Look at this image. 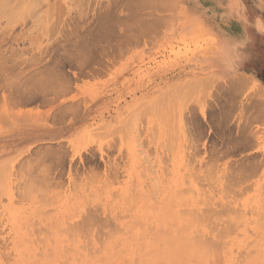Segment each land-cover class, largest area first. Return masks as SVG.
Instances as JSON below:
<instances>
[{
    "label": "rangeland",
    "instance_id": "obj_1",
    "mask_svg": "<svg viewBox=\"0 0 264 264\" xmlns=\"http://www.w3.org/2000/svg\"><path fill=\"white\" fill-rule=\"evenodd\" d=\"M6 1L10 2L7 4ZM126 2L127 0H121V6L113 8V0H0V8H3V10H1L2 8L0 9V64L2 63L3 65V67H0V70L3 68L0 72V169L2 167L3 169L1 170L4 171L3 173L0 170V264H47V262L48 264L59 262V264H66L63 263L66 260L68 264H77L76 261H79V264H121V262H124V264H143V262L144 264H165L166 261V264H212L211 262L213 261L216 262L213 264H220V260L218 261L217 258H222L221 262H224L221 264H252L253 261L254 264H264V243H261L263 241L262 237L264 238V218H262L264 217V208H262L264 207L262 206L264 205V106L262 107L264 104V50L258 53V60L248 54L246 62L237 73L225 74L213 59V49L219 33L210 32L206 28L181 34L179 39L172 37L170 40L165 41L163 46L148 47L143 45L144 42L140 41H136L138 46H116L117 39H120L122 44L123 40L128 38V32L124 30L127 28L125 26L128 23H122L128 20L126 14L129 12V8L125 6ZM243 2L244 4L240 0H229L230 8L237 11L240 17L247 19L246 37L252 34V41L259 47H263L264 34H261L258 28L264 25V0H244ZM107 9L108 12L106 11ZM110 9H113L112 12H109L111 11ZM133 10L134 12H140L142 9L132 8ZM109 13L115 14L110 16ZM117 13H119V17ZM108 15L110 18H108ZM112 15L114 16L112 17ZM112 18L115 21L118 20L119 24L122 23L119 27L124 34L120 32L113 36L105 31L106 25L109 24L108 26H110ZM103 19H106V22ZM102 28L105 29L103 30ZM250 30L252 33H250ZM101 33H104L103 37ZM235 37H239V35ZM95 41L97 42L95 43ZM87 44H90V46H86ZM81 60L82 65L79 63ZM57 72H59L60 76L56 74ZM48 74H52L51 76L56 78L55 80L49 77L48 80L52 78L53 87L55 86L56 91H58L56 93L59 94L60 90L59 95L53 93L50 89L52 88L50 81L45 80V78H48L46 76H50ZM239 77L245 80L244 85L241 87H237V84H234ZM32 78L37 79L38 83ZM62 79L63 81H61ZM28 81H31L32 84L30 85ZM56 81L59 82L57 83ZM40 83H42L41 87ZM45 83L50 87L48 86L47 88ZM28 85L29 87H27ZM59 86H62L64 90L60 89ZM234 86H236L235 89ZM29 89L31 92L39 93L38 96L34 93L35 96L31 98L33 93L29 92ZM41 89L42 91H40ZM61 90H63V94ZM48 91H52V94ZM23 96H28L31 99L27 98L28 101L26 100L25 102ZM44 99H47L46 102H44ZM22 100H24V103L21 102ZM29 100L32 102H29ZM60 100H62L61 103ZM59 103L64 105L66 110ZM73 104L80 108L79 112ZM66 105L69 107L70 105L71 107L74 106V109L72 107L74 111L70 107L69 111L71 110V112L69 113ZM60 108L63 109L61 110ZM56 118H61V121H59L60 119L56 120ZM53 119L56 121L53 122ZM120 119L121 121L119 122ZM135 122L139 127L137 124L135 125ZM118 124L121 127H118ZM139 128L140 136H138ZM144 139L145 142L143 141ZM144 153L146 154L145 157L148 155L150 159L151 157L153 158L150 160L147 157L152 164L150 163L147 166L149 162H146L147 159L144 161ZM160 156H163L164 160L166 158L167 162L164 163L165 161ZM155 160H157V163L153 164ZM189 161L190 164L188 163ZM192 162L194 163L191 164ZM211 162L216 163V166L214 164L210 165L212 164ZM160 163L164 164L160 165ZM155 165L156 167H153ZM246 165L248 169L252 168V171H250L252 175L249 174L251 177L247 174ZM195 167L197 168L194 169ZM143 169L144 171L146 170L145 174ZM154 170L157 172L155 175ZM209 170L211 172L212 170L213 172L215 171L216 175L213 174L215 177L209 173ZM245 170L247 171L245 172ZM203 171L205 172L204 174ZM185 173H190V175ZM192 173L194 176L196 174V177L199 176L202 181H205L203 183L199 182L198 177L195 181L194 179L196 178L191 176ZM179 174L180 176H178ZM185 175L191 176V180L186 177V179L183 178ZM240 175L242 178H238L241 177ZM141 176L143 177L141 178ZM150 176L153 178L150 179ZM29 179L31 180L30 184L37 179L33 184L39 183V186H43L45 191L40 190L37 184L39 188L33 185L37 188L36 191H31L32 185L29 184V186L27 184ZM160 179L163 184L160 181L158 182ZM184 179L188 180V184L186 181L184 182ZM236 179H240V181L234 184L233 181H236ZM154 181H156V187L153 186ZM79 183L83 184L84 187ZM148 183H150V186H148ZM194 183L195 185L193 186ZM201 183L205 184L204 188L209 196H205L206 192ZM45 184L49 186H47L49 189ZM26 185L30 187V189L26 188L28 191L30 190V194H28L29 192L26 193L27 190H24ZM232 185L234 186L233 188ZM122 187H124V190H122ZM174 187L176 192H172ZM186 187L189 189L188 192ZM227 187L229 190H227ZM181 188L184 192L181 190L183 193L180 191L181 195L179 194L178 196V190ZM154 189L156 190L154 191ZM198 190L201 191L199 192ZM260 191L262 192L260 193ZM112 192L117 194L114 198L111 194ZM185 192L188 193L187 197ZM124 193L127 194L125 195ZM89 194L90 197L88 196ZM120 195H123L125 199L123 200ZM134 196L137 198L134 200L137 209L136 206L132 208L131 201ZM205 197H207L208 206L214 207V202H220L223 206L227 203L231 209L229 210L226 204L224 215L220 214L221 217L219 214L214 216V212H219L218 209L222 208L219 203L220 205L215 207L217 209L212 208L213 213L211 212L212 214L209 216L211 210L206 205ZM89 198L90 201H87ZM85 199L86 202H89L87 206L90 207L85 205ZM110 199L113 200V204L111 202L110 206H108ZM127 199L129 204L126 201ZM33 201L37 203L34 202L33 204ZM95 202L101 203L96 204ZM191 202L195 205L193 206ZM95 205L97 206L95 207ZM40 206L41 208L43 206L41 213L37 211L38 213L36 212L37 215H35V207L36 210H40ZM23 207H25V211H23ZM94 207L95 210L98 208L99 211H93ZM182 207L187 211L186 213ZM85 208L88 210H85ZM176 208L177 210H175ZM234 209L240 210L239 213H245V215L242 213L245 217H242V222H240L242 224L237 227L238 229L232 224L235 222L232 214L235 212ZM83 210L87 212L86 216L82 214ZM118 210L124 213L122 219H120L121 217L119 218L121 215H116ZM154 210L157 211L155 212ZM173 210H175L174 213L172 212ZM201 210L208 214H206V218L207 216L212 218L214 214L212 220L208 218L206 223L204 218H201L205 223L203 225L202 221L197 222V219L200 218H196L197 214L200 213V216L204 213ZM225 210H229V216H227ZM45 211L53 212L47 213L50 215L47 216ZM148 211L149 213H154H150L149 216ZM90 212H99L102 219L114 216L112 220L110 219L111 224L114 221L118 231L115 230L116 228L110 229L115 226H113L114 224H108L110 222L109 219L105 220L108 221L106 223L100 218L95 225L94 222L99 216L95 219L92 216H96V213L90 214ZM192 212L193 214L196 212V215L192 216ZM108 213L109 215H107ZM189 213L192 214V218ZM180 214H183L182 217L178 216ZM236 214L238 213L236 212ZM146 217H151L152 219H146ZM228 217L232 223L228 221ZM64 218L66 222L63 220ZM237 218L240 221L239 217ZM221 219L223 220L222 223L224 222L222 226L225 225L227 227H224V229L229 230L232 228L235 232L228 234L231 230L228 232L223 231L224 229L219 223ZM79 220L86 221L87 226L91 225L93 228L96 226L95 229L97 231H93L90 228L92 232L89 229L86 230L87 226H85L86 228L84 227L85 229L83 228L89 231L87 233H91L90 238L94 239L90 241L89 238V243L92 244H89V246L92 247V250L96 251L95 248L101 245L99 244L100 241H97L99 239L98 236H95L97 237L95 239L92 235H102V239L100 237L102 243V240L106 238L104 237L105 232L109 231V233H106L108 238L104 239V241H107L103 242V248L101 249L102 246H100L101 251L97 249L99 254L98 251L94 253L87 251L86 248V250L84 249L82 240H84L86 232L83 233L85 234L83 237L80 236L81 232H77L78 229L82 231V227H79L84 226L86 223L78 226L77 222L79 223ZM90 220H94V224H89L91 223L89 222ZM100 220L103 222H100ZM156 220L157 222H154ZM68 222L69 225H66ZM70 222L72 227L76 225L75 229L70 226ZM98 222L101 224L105 222L106 224H102V228L99 227ZM97 223L99 226H97ZM152 223L155 224L152 226ZM33 225H36V228ZM123 225L124 229H122ZM145 225H148L150 232ZM105 226L106 228L104 229ZM176 226L180 228V231L176 230ZM119 227L122 231L119 230ZM31 228L32 230H30ZM37 228H48L49 231H56L53 233V231L48 232L46 231L47 229H42L43 231L41 232ZM58 228H61L60 231ZM73 229L77 231L73 232ZM192 229L194 231L203 230L202 235H204L205 240L203 238L202 240L206 243L204 244L205 249L206 247H209L207 249L211 248L212 251H209L212 253L206 252L204 247H200L202 241L200 240L201 242H199L196 236V241L194 240L195 238L193 239L191 235H193L194 231ZM38 230L41 233H39L41 239L48 233V239H43L45 244L44 241L42 244V240L40 241L37 238L39 237L37 236ZM64 230L70 233L68 234ZM98 230L100 231L98 232ZM175 230L177 234L174 233L176 235L173 237ZM206 230H209V232ZM214 230L217 234H214L215 232L211 233V238L212 240L214 239V243H212L209 235ZM219 232H226L225 236L220 235L219 237ZM75 233L80 239L77 236L74 237ZM194 233V235H198V233ZM67 234L69 237H65ZM112 234H115L114 237ZM206 234H208V237ZM111 235L112 238H110ZM165 235L166 239L164 238ZM255 235L258 237L256 238ZM180 236L192 238L189 241V239L186 238L184 240L185 238H180ZM226 236L231 238L229 239ZM237 236L239 238H236ZM168 237L172 241L176 242L177 240L178 243H172ZM222 237H224L223 242L226 241L225 243L221 242L222 239L220 238ZM68 238H71V241ZM24 239H27L28 242L31 241L30 243L24 242ZM74 239H76V242H72ZM86 240H84V243H88ZM146 241L147 243H145ZM162 241L164 244L161 243V247L157 248ZM141 242V245L145 244L146 246L139 245ZM179 242L180 244L182 243L181 246H186V249L184 247L181 248ZM187 242H191V245ZM244 242L246 243L244 244ZM112 243H117L119 246H114ZM50 244L51 246L53 244L51 250L48 249ZM132 244L137 249H134ZM62 245L64 246L63 248ZM13 246L16 249L15 252ZM21 246L22 248H20ZM174 246L177 248L172 252L173 250L170 248H174ZM201 246L203 245L201 244ZM231 246H233L232 249H235H233L234 252L230 249ZM145 247L147 248L146 251L148 250L149 252L148 254H146V251L144 252ZM238 247L241 251L238 250ZM81 248L86 252L80 250ZM132 248L137 253L138 260L135 259V252ZM141 249L144 250L142 251ZM214 249L221 250V253L218 252L222 254V257ZM157 250H161V253ZM194 250H196V253ZM236 250V253L240 251L241 254H244L237 255L235 253ZM63 252L66 253V256L62 254ZM87 252H90L88 254L93 257L92 261ZM50 253L51 257L49 256ZM96 253L97 255H95ZM197 253H199L198 255L203 254V256L198 258ZM233 253L234 258L231 255ZM141 254L144 257L143 259ZM248 254L249 257H247ZM149 255H153L152 258ZM73 256L77 257L74 258ZM207 257H210L211 260H208ZM27 258L30 259L28 260ZM76 258L79 259L77 260ZM237 258L242 259L241 262L243 263L239 261L237 263ZM232 259L234 260L231 261ZM186 261L188 262L186 263Z\"/></svg>",
    "mask_w": 264,
    "mask_h": 264
},
{
    "label": "bare ground",
    "instance_id": "obj_2",
    "mask_svg": "<svg viewBox=\"0 0 264 264\" xmlns=\"http://www.w3.org/2000/svg\"><path fill=\"white\" fill-rule=\"evenodd\" d=\"M135 1H136V0H135ZM135 1H134V2H135ZM157 1H158V0H157ZM168 1H169V0H168ZM171 1H172V0H171ZM174 1H175V0H174ZM6 2H7V1H6ZM6 2H5V3H6ZM8 2H10V1H8ZM8 2H7V4H8ZM139 2H140V1H139ZM143 2H144V1H143ZM150 2H152V1H150ZM158 2H159V1H158ZM164 2H165V1H164ZM130 3H131V2H130ZM152 3H155V2H152ZM152 3H151V4H152ZM3 4H4V3H3ZM119 4H120V3H119ZM136 4H138V3H136ZM144 4H146V3H144ZM156 4H157V2H156ZM156 4H154V5H156ZM0 5H1V4H0ZM4 5H6V4H4ZM122 5H123V4H122ZM126 5H127V4H126ZM126 5H125V6H126ZM130 5H131V4H130ZM139 5H140V4H139ZM146 5H147V4H146ZM146 5H145V6H146ZM158 5H159V3H158ZM160 5H161V4H160ZM167 5H168V4H167ZM2 6H3V5H2ZM148 6H149V5H148ZM170 6H171V5H170ZM175 6H176V5H175ZM3 7H6V6H3ZM117 7H118V6H117ZM143 7H144V5H143ZM1 8H2V7H1ZM1 8H0V9H1ZM173 8H174V7H173ZM173 8H172V9H173ZM4 9H5V8H4ZM131 9H132V7H131ZM131 9H130V10H131ZM169 9H170V8H169ZM1 10H3V8H2ZM110 10H111V9H110ZM112 10H113V9H112ZM112 10L109 11V12H112ZM126 10H127V9H126ZM130 10H128V11L131 12ZM137 10H139V9H137ZM137 10H136V11H137ZM147 10H148V9H147ZM147 10H146V11H147ZM153 10H154V9H153ZM165 10H166V9H165ZM12 11H13V10H12ZM102 11H103V10H102ZM106 11L108 12V9H107ZM133 11H134V10H133ZM8 12H9V11H8ZM138 12H139V11H138ZM131 13H132V12H131ZM156 13H157V12H156ZM6 14H7V12H6ZM11 14H12V13H11ZM109 14H110V13H109ZM111 14H113V13H111ZM111 14H110V16H111ZM153 14H154V13H153ZM13 15H14V14H13ZM102 15H103V14H102ZM141 15H142V14H141ZM11 16H12V15H11ZM100 16H101V15H100ZM104 16H105V15H104ZM104 16H103V17H104ZM105 17H106V16H105ZM105 17H104V18H105ZM112 17H113V16H112ZM116 17H117V16H116ZM131 17L133 18V16H131ZM135 17H136V15H135ZM138 17H139V16H138ZM140 17H141V16H140ZM146 17H147V16H146ZM160 17H161V16H160ZM108 18H110V17L108 16ZM144 18H145V17H144ZM144 18H143V19H144ZM148 18H149V17H148ZM173 18H175V17H173ZM125 19H127V18H125ZM133 19H134V18H133ZM136 19H137V17H136ZM103 20H104V19H103ZM108 20H109V19H108ZM121 20H122V19H121ZM138 20H140V19H138ZM104 21L106 22V19H105ZM127 21H128V20H127ZM127 21H123L122 23H125V22H127ZM141 21H142V20H141ZM102 22H103V21H102ZM102 22H101V23H102ZM105 22H104V23H105ZM120 22H121V21H120ZM99 23H100V22H99ZM118 23H119V21H118ZM122 23H120V24H122ZM127 23H129V22H127ZM116 24H117V23H116ZM120 24H118V25H120ZM130 24H131V23H130ZM133 24H134V23H133ZM108 25H109V24H108ZM108 25H106V26L108 27ZM110 25H111V24H110ZM125 25H126V24H125ZM128 25H129V24H128ZM134 25H135V24H134ZM160 25H161V24H160ZM97 27H98V26H97ZM102 27H103V26H102ZM104 27H105V26H104ZM125 27H127V25H126ZM131 27H132V26H131ZM145 27H146V26H145ZM162 27H163V26H162ZM99 28H100V27H99ZM102 29H103V28H102ZM104 29H105V28H104ZM104 29H103V30H104ZM110 29H111V28H110ZM127 29H128V28H127ZM132 29H133V28H132ZM140 29H141V27H140ZM142 29H143V28H142ZM159 29H160V28H159ZM251 29H252V28H251ZM100 30H101V28H100ZM100 30H99V31H100ZM143 30H144V29H143ZM150 30H151V28H150ZM105 31H107V30L105 29ZM109 31H110V30H109ZM109 31H108V32H109ZM152 31H153V30H152ZM154 31H155V30H154ZM250 31H251V30H250ZM101 32H103V31H101ZM111 32H112V31H111ZM138 32H139V31H138ZM150 32H151V31H150ZM98 33H99V32H98ZM121 33H123V32H121ZM152 33H153V32H152ZM250 33H252V31H251ZM99 34H100V33H99ZM99 34H98V35H99ZM101 34H102V33H101ZM103 34H104V33H103ZM103 34H102V37H103ZM108 34L110 35V33H108ZM123 34H124V33H123ZM123 34H122V35H123ZM131 35H132V34H131ZM99 36H100V35H99ZM104 36H105V35H104ZM151 36H152V35H151ZM253 36H254V35H253ZM96 38H97V37H96ZM105 38H106V37H105ZM247 38H248V40H249V43H248L247 48H246L247 55L250 54V55H252V57L254 56V58L258 60L259 57H258L257 55H258L259 52H261L262 50H264V46H263V47H259L256 43H254V42L252 41V34H249V35L247 36ZM89 39H90V38H89ZM89 39H88V40H89ZM98 39H99V37H98ZM124 39H125V37H124ZM134 39H135V38H133V40H134ZM263 39H264V36H263ZM84 42H86V41H84ZM96 42H97V41H95V43H96ZM90 43H91V42H90ZM95 43H94V44H95ZM81 46H84V45H81ZM97 46H98V45H97ZM261 46H262V45H261ZM77 47H78V46H77ZM93 48H94V47H93ZM97 48H99V47H97ZM85 49H86V48H85ZM13 51H14V50H13ZM12 53H13V52H12ZM84 53H85V52H84ZM16 54H17V53H16ZM85 54H86V53H85ZM86 55H87V54H86ZM86 55H85V56H86ZM4 56H5V55H4ZM5 58H6V57H5ZM91 59H93V58H91ZM10 60H11V59H10ZM55 60H56V59H55ZM13 61H14V59H13ZM86 61H87V60H86ZM89 61H90V60H89ZM81 62H82V60L79 62L80 65H82ZM71 63H72V62H71ZM86 63H87V62H86ZM84 64H85V62H84ZM0 65H2V63H1ZM0 67H3V65L0 66ZM57 68H58V67H57ZM2 69H3V68H2ZM2 69H1V70H2ZM4 69H5V68H4ZM1 70H0V72H1ZM5 70H6V69H5ZM43 70H44V69H43ZM48 70H49V69H48ZM56 70H57V69H56ZM49 71H50V70H49ZM45 72H46V71H45ZM59 72H60V71H59ZM59 72H57L56 74L59 75ZM46 73H49V72H46ZM60 73H62V72H60ZM39 74H40V73H39ZM42 74H43V73H42ZM56 74H55V75H56ZM48 75H50V74H48ZM51 75H52V74H51ZM51 75H50V76H46V77H48V78H45V76H44V78H45L46 81H50L49 83L52 85L51 87L53 88V89H52V88H50V89L53 91V93L59 95V94H60V90H59V94H58V93H56V92H58V91H56V87H55V86L53 87V84H54V83H53L52 78L55 79V80H56V78H54V77L51 76ZM58 75H56V77H58ZM40 76H41V75H40ZM59 76H60V75H59ZM49 77H52V78H50L51 80H48ZM61 77H62V75H61ZM66 77H67V76H66ZM37 78H38V77H37ZM32 79L37 81V79H34V78H32ZM42 79H43V78H42ZM38 80H39V79H38ZM43 81H44V80H43ZM61 81H63V79H62ZM67 81H69V80H67ZM235 81H236V82H235L234 84H237V85H236L237 87H238V86L241 87L242 85H244V82H245V80H244L243 78H241V77L237 78ZM28 82H30V85L32 84L31 81H28ZM32 82H33V81H32ZM56 82L58 83L59 81H56ZM64 82H65V81H64ZM64 82H63V83H64ZM37 83H38V81H37ZM42 83H43V82H42ZM42 83H40V87H41V84H42ZM46 83H47V82H46ZM46 83H45V85H47ZM52 83H53V84H52ZM67 83H68V82H67ZM67 83H66V85L68 86ZM69 84H70V82H69ZM34 85H35V84H34ZM34 85H33V87H34ZM43 85H44V84H43ZM59 85H60V84H59ZM48 86H49V85H47V88H48ZM236 86H234V89L236 88ZM27 87H29V85H28ZM42 87H45V86H42ZM49 87H50V86H49ZM59 87H60V89H63L62 86H59ZM31 88H32V87H31ZM36 88H37V87H36ZM38 88H39V86H38ZM38 88H37V89H38ZM45 88H46V87H45ZM39 89H40V88H39ZM50 89H48V90H50ZM54 89H55V92H54ZM237 89H238V88H237ZM32 90H33V89H32ZM63 90H64V89H63ZM63 90H61V93H62V94H63ZM238 90H239V89H238ZM24 91H25V90H24ZM28 91L31 92L30 89H29ZM40 91H42V89H41ZM43 91H44V90H43ZM52 91H50L51 94H52ZM66 91H67V90H66ZM235 91H237V90H235ZM16 92H17V91H16ZM19 92H20V91H19ZM26 92H27V91H26ZM26 92H25V93H26ZM29 92H28V93H29ZM48 92H49V91H48ZM50 92H49V93H50ZM64 92H65V91H64ZM22 93H23V92H22ZM31 93H33L32 97H31V94L29 93V95H30L31 98H33V96H35L34 93L36 94V96H38V94H39V93H37V92H35V91H32ZM17 94H18V93H17ZM20 94H21V93H20ZM20 94H19V95H20ZM23 94H24V93H23ZM40 95H41V94H40ZM45 95H46V94H45ZM18 97H19V96H18ZM23 97L25 98V102H26L27 98H28V99L30 98V97H28V96H23ZM43 97H44V96H43ZM55 97H56V96H55ZM24 98H23V99H24ZM31 98H30V99H31ZM45 98H46V97H45ZM47 98H48V97H47ZM21 99H22V96H21ZM42 99H43V98H42ZM50 99H52V98H50ZM15 100H16V99H15ZM44 100H45V99H44ZM46 100H47V99H46ZM46 100H45L44 102H46ZM19 101H20V100H19ZM23 101H24V100H22L21 102L24 103ZM27 101H28V100H27ZM30 101H31V100H29V102H30ZM33 101H34V100H33ZM42 101H43V100H42ZM48 101H49V100H48ZM53 101H55V100L53 99ZM53 101L50 100L49 102H53ZM56 101H57V100H56ZM58 101H59V100H58ZM61 101H62V100H60V103H61ZM31 102H32V101H31ZM74 102H75V101H74ZM42 103H43V102H42ZM47 103H48V102H47ZM60 103H59V104H60ZM59 104H58V105H59ZM66 104H67V103H66ZM75 104L78 105V103H76V102H75ZM75 104H73V105H75ZM262 104H263V101H262ZM48 105H49V104H48ZM52 105H53V103H52ZM60 105H61V104H60ZM60 105H59V106H60ZM71 105H72V104H71ZM71 105H70V107H71ZM61 106L64 108V110H66V108L64 107V105H61ZM61 106H60V107H61ZM148 106H149V105H148ZM148 106H147V107H148ZM263 106H264V104L262 105V107H263ZM66 107L68 108L67 111H69V108H70V107L67 106V105H66ZM72 107H73V109H74V106H72ZM72 107H71L70 109H72ZM75 107L77 108L78 106L75 105ZM63 108H60V109L62 110ZM76 108H75V109H76ZM148 108H149V107H148ZM60 109H58V110L60 111ZM73 109H72V111H74ZM56 110H57V109H56ZM64 110H63V111H64ZM76 110L79 112V111H80V108H77ZM77 111H75V112L77 113ZM54 112H55V111H54ZM54 112H53V114H54ZM56 112H57V111H56ZM64 112H65V111H64ZM70 112H71V110L69 111V113H70ZM75 112H73V113H75ZM67 113H68V112H67ZM53 114H52V115H53ZM58 114H59V113H58ZM71 114H72V113H71ZM55 115H57V114H55ZM55 115H54V116H55ZM48 116H49V115H48ZM60 116H61V115H60ZM60 116H59V117H60ZM50 117H51V116H50ZM136 117H138V116H136ZM54 118H55V117H54ZM63 118H64V117H63ZM65 118H66V117H65ZM122 118H123V117H122ZM57 119H60L59 121H61V118H56V120H57ZM56 120L53 119L52 121L55 122ZM122 120H123V119H122ZM136 120H137V119H136ZM120 121H121V119L119 120V122H120ZM108 124H109V123H108ZM120 124H121V123H120ZM136 124H137V123L135 122V125H136ZM109 125H111V124H109ZM116 125H117V124H116ZM119 126H120V125L118 124V127H119ZM137 126H138V124H137ZM118 127H117V128H118ZM120 127H121V126H120ZM138 127H139V126H138ZM137 130H138V129H137ZM143 130H144V129H143ZM143 130H141V131H143ZM99 131H100V130H99ZM113 131H114V130H113ZM117 131H118V130H117ZM117 131H116V132H117ZM101 133H102V132H101ZM114 133H115V132H114ZM139 133L141 134V132H140V128H139L138 136H140ZM116 134H117V133H116ZM243 134H244V133H243ZM79 135H80V134H79ZM248 137H249V136H248ZM249 138H250V137H249ZM135 139H136V138H135ZM247 140H248V139H247ZM143 141L145 142V139H144ZM143 141H142V142H143ZM149 141H150V140H149ZM133 143H134V142H133ZM59 147H60V145H59ZM162 147H163V146H162ZM131 148H132V147H131ZM141 148H142V147H141ZM135 149H136V148H135ZM54 150H56V149H54ZM57 150H58V149H57ZM57 150H56V151H57ZM63 150H64V149H63ZM141 150H143V149H141ZM64 151H65V150H64ZM138 151H139V150H138ZM148 152H149V151H148ZM163 152H164V150H163ZM39 153H40V152H39ZM134 153H135V152H134ZM42 154H43V153H42ZM144 154H145V153H144ZM163 154H164V153H163ZM150 155H151V152H150ZM150 155H149V156H150ZM44 156H45V155H44ZM129 156H130V153H129ZM137 156H138V155H137ZM145 156H146V154L144 155V157H145ZM46 157H47V156H46ZM147 157H148V155H147ZM147 157H145V159H144V161L147 159L146 162L148 161V158H149V157H148V158H147ZM162 157H163V156H162ZM162 157L160 156V158H162ZM135 158H136V157H135ZM142 158H143V157H142ZM158 158H159V157H158ZM163 158H164V157H163ZM163 158H162V159H163ZM189 158H190V157H189ZM193 158H194V157H193ZM41 159H42V158H41ZM149 159H150V158H149ZM151 159H153V158L151 157ZM151 159H150V160H151ZM162 159H161V160H162ZM177 159H178V158H177ZM150 160L148 161L149 163H147V166H148L150 163L152 164V162H151ZM159 160H160V159H159ZM167 160H168V159H167ZM163 161H165L164 163H166V162H167V161H166V158H165V160L163 159ZM174 161H175V160H174ZM193 161H194V160H193ZM129 162H130V161H129ZM139 162H140V161H139ZM146 162H145V163H146ZM182 162H183V161H182ZM142 163H143V162H142ZM156 163H157V160H155L153 164H156ZM164 163H160V165H161V164H164ZM175 163H176V161H175ZM175 163H174V164H175ZM188 163L190 164V161H189ZM193 163H194V162H192L191 164H193ZM211 163H212V162H211ZM123 164H124V162H123ZM176 164H177V163H176ZM203 164H204V163H203ZM209 164H210V163H209ZM213 164H214V166H216V165H215L216 163H212V164H210V165H213ZM116 165H117V164H116ZM119 165H120V164H119ZM166 165H167V164H166ZM177 165H178V164H177ZM186 165H187V164H186ZM167 166H168V165H167ZM180 166H181V163H180ZM246 166H247V165H246ZM110 167H111V166H110ZM122 167H123V166H122ZM129 167H130V163H129ZM153 167H156V165L153 166ZM172 167H173V166H172ZM172 167H171V168H172ZM178 167H179V165H178ZM182 167H183V166H182ZM253 167H254V166H253ZM147 168H149V167H147ZM157 168H158V167H157ZM166 168H167V167H166ZM166 168H163V169H166ZM184 168H185V167H184ZM184 168H183V169H184ZM196 168H197V167H195L194 169H196ZM203 168H204V167H203ZM208 168H209V167H208ZM255 168H256V167H255ZM1 169H3V168L1 167ZM1 169H0V170H1ZM129 169H130V168H129ZM167 169H168V168H167ZM212 169H213V168H212ZM246 169L248 170V172L252 171V170H251L252 168H251V169H250V168L248 169V166H247ZM130 170H131V169H130ZM174 170H175V169H174ZM204 170H205V168H204ZM213 170H214V169H213ZM213 170H212V172H213ZM236 170H237V169H236ZM247 170H245V172H246ZM253 170H254V169H253ZM137 171H138V170H137ZM143 171H144V169H143ZM154 171H155V172H154V175H155V173H157V172H156V170H154ZM157 171H158V170H157ZM168 171H170V170L168 169ZM1 172L4 173V171H2V170H1ZM145 172H146V170L144 171V174H145ZM162 172H164V171H162ZM165 172H166V171H165ZM212 172L209 170V173L212 174V176L215 177V175H216V174H215V171H214L213 173H212ZM248 172H247L248 175L251 174V172H250V173H248ZM3 173H2V174H3ZM140 173H141V172H140ZM152 173H153V172H152ZM168 173H169V172H168ZM204 173H205V172L203 171V174H204ZM230 173H231V172H230ZM233 173H234V171H233ZM233 173H232V174H233ZM236 173H237V172H236ZM117 174H118V173H117ZM135 174H136V173H135ZM166 174H167V172H166ZM166 174H165V175H166ZM177 174H178V172H177ZM185 174H189V175H190V173H185ZM213 174H215V175H213ZM247 174H246V176H248ZM254 174H256V173H254ZM92 175H93V174H92ZM165 175H164V176H165ZM168 175H169V174H168ZM198 175H199V174H198ZM241 175H242V174H241ZM241 175H240V176H241ZM244 175H245V173H244ZM251 175H252V174H251ZM3 176H4V174H3ZM114 176H115V175H114ZM130 176H131V175H130ZM133 176H134V175H133ZM137 176H138V175H137ZM178 176H180V174H179ZM191 176H193L194 178H196V179H194L195 181L199 178V176H197L198 178L196 177V174H195V176H194L193 173H192ZM191 176H186V175H185V176H183V178L186 177L187 179H188V178L190 179ZM210 176H211V175H210ZM242 176H243V175H242ZM242 176H241V177H238V178H242ZM246 176H244V178H246ZM249 176H250V175H249ZM142 177H143V176H141V178H142ZM158 177H159V176H158ZM200 177H202V176H200ZM228 177H229V176H228ZM250 177H251V176H250ZM2 178H3V177H2ZM51 178H52V177H51ZM88 178H89V177H88ZM92 178H93V176H92ZM94 178H96V177H94ZM130 178H131V177H130ZM152 178H153V177H152ZM152 178H151V176H150V179H152ZM164 178H165V177H164ZM176 178H177V177H176ZM179 178H180V177H179ZM186 178H185V179H186ZM30 179H31V178H30ZM30 179H29L28 182H27L28 185L31 183V182H30V181H31ZM37 179H38V178H37ZM37 179H35L34 182H36ZM105 179H106V178H105ZM127 179H128V178H127ZM132 179H133V178H132ZM135 179H137V178H135ZM147 179H148V178H147ZM165 179H166V178H165ZM177 179H178V178H177ZM185 179H184V182L186 181ZM189 179H188V180H189ZM220 179H221V178H220ZM234 179H235V178H234ZM234 179H232V180H234ZM32 180H33V179H32ZM54 180H55V179H54ZM89 180H90V179H89ZM128 180H129V179H128ZM133 180H134V179H133ZM156 180H157V179H156ZM188 180L186 181V183L188 182ZM190 180H191V179H190ZM206 180H207V179H206ZM208 180H209V179H208ZM51 181H53V180H51ZM51 181H50V182H51ZM75 181L77 182V180H75ZM75 181H74V182H75ZM92 181H93V180H92ZM92 181H91V182H92ZM107 181H108V180H107ZM137 181H138V180H137ZM159 181L161 182L162 180L160 179V180H158V182H159ZM198 181L203 183V181H205V180L202 181L201 178H199ZM198 181H197V182H198ZM216 181H217V180H216ZM237 181H240V179H239V180L236 179V181H233V183L235 184V182H237ZM29 182H30V183H29ZM34 182L32 181V184H30V185H32V186H31V189H30V187H29L30 185H29V186L26 185L27 187L24 186V187H25L24 190H25V191L27 190L26 193L29 192L28 194H30V190H31V191H34V190L36 191V188L39 186V183H38V184L36 183V184L38 185V186H37L36 184H33ZM55 182H56V181H55ZM79 182H80V181H79ZM89 182H90V181H89ZM148 182H150V181H148ZM158 182H157V183H158ZM192 182H193V181H192ZM199 182H198V183H199ZM208 182H209V181H208ZM45 183H46V182H45ZM86 183H87V182H86ZM122 183H123V182H122ZM145 183H146V182H145ZM145 183H144V184H145ZM153 183H154L153 186L156 187V186H155L156 181H154ZM161 183H162V182H161ZM182 183H183V182H182ZM202 183H201V185H202L203 188H204V185H205V184H202ZM209 183L211 184V182H209ZM209 183H208V184H209ZM212 183H214V182H212ZM233 183H232V184H233ZM25 184H26V183H25ZM55 184H56V183H55ZM76 184H78V183H76ZM79 184H80V183H79ZM146 184H147V183H146ZM149 184H150V183H148V186H150ZM162 184H163V183H162ZM164 184H165V183H164ZM187 184H188V183H187ZM187 184H186V185H187ZM230 184H231V183H230ZM234 184H233V185H234ZM33 185H34V186H37V187L35 188ZM80 185H81V184H80ZM93 185H94V184H93ZM121 185H122V184H121ZM121 185H120V186H121ZM194 185H195V183L193 184V186H194ZM226 185H227V184H226ZM233 185H232V188L234 187ZM45 186L47 187L48 185L45 184ZM52 186H53V184H52ZM54 186H55V185H54ZM77 186L79 187V185H77ZM81 186L84 187L83 184H82ZM86 186H87V185H86ZM111 186H112V185H111ZM128 186H129V184H128ZM128 186H127V187H128ZM139 186H140V185H139ZM144 186H145V185H144ZM211 186H212V185H211ZM228 186H229V185H228ZM230 186H231V185H230ZM39 187H40V190L42 189V190L45 191V189H44L43 186L41 187V185H40ZM39 187H38V188H39ZM48 187H49V186H48ZM48 187H47V188H48ZM50 187H51V186H50ZM88 187H89V185H88ZM97 187H99V186H97ZM104 187H105V186H104ZM118 187H119V186H118ZM140 187H141V186H140ZM170 187H171V185H170ZM200 187H201V186H200ZM224 187H225V184H224ZM26 188H29L30 190L28 191V189H26ZM81 188H82V187H81ZM105 188H106V187H105ZM123 188H124V187H122V190H124ZM128 188H129V187H128ZM149 188H150V187H149ZM168 188H169V187H168ZM227 188H228V187H227ZM48 189H49V188H48ZM83 189H84V188H83ZM147 189H148V188H147ZM156 189H157V188H156ZM156 189H154V191H155ZM174 189H175V187L173 188V191H172V192H176V191H174ZM186 189H187V192H188L189 189H188L187 187H186ZM224 189H225V188H224ZM255 189H256V188H255ZM4 190H7V189H4ZM37 190H38V189H37ZM46 190H47V189H46ZM74 190H75V189H74ZM104 190H106V189H104ZM119 190H120V189H119ZM119 190H118V191H119ZM181 190L183 191L182 188L178 190V191H179V193L177 192V193H178V194H177L178 196H179V194L181 195V193H180ZM184 190H185V189H184ZM204 190H205V188H204ZM227 190H229V188H228ZM261 190H262V189H261ZM263 190H264V187H263ZM48 191H49V190H48ZM76 191H77V190H76ZM81 191H82V190H81ZM130 191H131V190H130ZM158 191H159V189H158ZM158 191H157V192H158ZM182 191H181V192H182ZM192 191H193V190H192ZM198 191H199V190H198ZM200 191H201V190H200ZM200 191H199V192H200ZM225 191H226V190H225ZM256 191H257V190H256ZM119 192H120V191H119ZM127 192H128V190H127ZM167 192H168V191H167ZM183 192H184V191H183ZM183 192H182V193H183ZM187 192H185V193H187ZM205 192H206V194H207V191H206V190H205ZM261 192H262V191H260V193H261ZM0 193H1V192H0ZM26 193H25V194H26ZM31 193H32V192H31ZM33 193H35V192H33ZM89 193H90V192H89ZM134 193H135V192H134ZM158 193H159V192H158ZM193 193H195V192L193 191ZM193 193H192V194H193ZM223 193H224V192H223ZM242 193H243V192H242ZM37 194H38V193H37ZM90 194L92 195V193H90ZM90 194L88 195L89 197H90ZM106 194H109V193H106ZM111 194L113 195V198L117 195V194H115V193L113 194V192H112ZM124 194H125V193H124ZM126 194H127V193H126ZM126 194H125V195H126ZM140 194H141V193H140ZM166 194H167V193H166ZM173 194H174V193H173ZM173 194H172V196L175 195V194H174V195H173ZM190 194H191V192H190ZM203 194H204V193H203ZM206 194H205V196H209V194H207V195H206ZM32 195H33V194H32ZM99 195H100V193H99ZM112 195H111V197H112ZM197 195H198V194H197ZM211 195H212V194H211ZM224 195H225V194H224ZM88 196H87V197H88ZM93 196H94V195H93ZM93 196H91V197H93ZM108 196H109V195H108ZM120 196H121V195H120ZM175 196H176V195H175ZM175 196H174V197H175ZM183 196H184V195H183ZM185 196L187 197V196H188V193H187V195H185ZM189 196H190V195H189ZM193 196H194V195H193ZM225 196H226V195H225ZM227 196H228V195H227ZM252 196H253V195H252ZM38 197H39V196H38ZM41 197H42V195H41ZM44 197H45V196H44ZM117 197H118V196H117ZM117 197H116V198H117ZM121 197L123 198V195H122ZM124 197H125V196H124ZM157 197H158V196H157ZM176 197H177V196H176ZM191 197H192V196H191ZM210 197L213 198L212 196H210ZM210 197H208V198L210 199ZM215 197H216V196H215ZM258 197H259V195H258ZM84 198H85V197H84ZM99 198H100V196H99ZM113 198H112V199H113ZM155 198H156V197H155ZM177 198H179V197H177ZM183 198H184V197H183ZM188 198H189V197H188ZM194 198H195V197H194ZM253 198H254V197H253ZM124 199H125V198H123V200H124ZM131 199H132V196H131ZM135 199H137V198H135V196H134V199L132 200L133 202L131 201V203H132V208H133V206H136V205L134 204V200H135ZM166 199H167V198H166ZM169 199H170V195H169ZM173 199H174V198H173ZM192 199H193V198H192ZM201 199H202V197H201ZM226 199H227V198H226ZM249 199H250V197H249ZM254 199H255V198H254ZM43 200H45V199L43 198ZM82 200H84V199H82ZM92 200H93V199H92ZM110 200H111V199H110ZM174 200H175V199H174ZM193 200H195V199H193ZM205 200H206V202L208 201V200H207V197H205ZM251 200H252V198H251ZM260 200H261V199H260ZM48 201H49V200H48ZM87 201H90V198H89ZM117 201H118V199H117ZM126 201H128V199H127ZM126 201H125V202H126ZM166 201H167V200H166ZM209 201H210V200H209ZM225 201H226V200H225ZM261 201H262V200H261ZM261 201H259V203H261ZM34 202H36V201H33L32 203L34 204ZM111 202H112V204H113V200H111V201L109 202V204H107V205L110 206V203H111ZM114 202H115V201H114ZM123 202H124V201H123ZM211 202H212V201H211ZM213 202H214V200H213ZM226 202H228V201H226ZM233 202H234V201H233ZM250 202H251V201H250ZM36 203H37V202H36ZM95 203H96V202H95ZM98 203L100 204L101 202H98ZM98 203H96V204H98ZM106 203H107V201H106ZM117 203H118V202H117ZM138 203H139V202H138ZM149 203H150V202H149ZM219 203H220V202H219ZM219 203L214 202V205H215L214 207H212V206H210V205H209V206H210V207H209V206H208V202L206 203V205L208 206V208H210L209 210H211L210 213H209V211L207 210V212L209 213V216H210V214L213 213V211H212L213 209H212V208L217 209V208H215V207L219 206L220 204H221L222 208H219V207H218V208H219V209H218L219 212L215 210V211H216V212H214L215 215H214V214H213V215H214V216H218V214H219V216H220V214H223V213H224V207H225V205H226L227 203L224 204V206H223L222 203H220V204H219ZM224 203H225V202H224ZM228 203H229V202H228ZM255 203H256V202H255ZM68 204H69V203H68ZM88 204H89V202H86V199H85V205L87 206ZM119 204H120V202H119ZM128 204H129V201H128ZM191 204H192V202H191ZM216 204H218V205H216ZM229 204H230V203H229ZM243 204H244V203H243ZM247 204H248V203H247ZM39 205H40V204H39ZM69 205H70V204H69ZM192 205H193V204H192ZM192 205H191V206H192ZM194 205H195V204H194ZM194 205H193V206H194ZM239 205H240V204H239ZM259 205H261V204H259ZM60 206H61V205H60ZM96 206H97V205H95V207H96ZM116 206H117V204H116ZM226 206H228V204H227ZM232 206H233V205H232ZM236 206H238V205H236ZM236 206H235V207H236ZM251 206H252V205H251ZM262 206H264V205H262ZM37 207H38V205H37ZM68 207H69V206H68ZM87 207H90V206H87ZM95 207H94V210H93V211H96V210L99 211L98 208L95 210ZM183 207H184V206H183ZM183 207H182V209H184ZM235 207H234V208H235ZM257 207H258V206H257ZM23 208H24L23 211H25V207H23ZM70 208H71V206H70ZM91 208H92V207H91ZM91 208H90V209H91ZM240 208H241V207H240ZM262 208H264V207H262ZM39 209H40V210H36V207H35V209H34V210H35V211H34V212H35V215H37V214H36L37 211H39V212L41 213V210L43 209V206H42V208H41V206H40ZM58 209H59V208H58ZM82 209H83V208H82ZM86 209H87V208H85V210H86ZM90 209H89V211H90ZM92 209H93V208H92ZM126 209H127V208H126ZM126 209H125V210H126ZM136 209H137V206H136ZM180 209H181V208H180ZM191 209H194V208H191ZM197 209H198V208H197ZM221 209H222V211H223L222 213H221ZM228 209L230 210L231 208L228 206ZM237 209H238V208H237ZM10 210H11V209H10ZM20 210H21V209H20ZM87 210H88V209H87ZM107 210H108V209H107ZM125 210H124V211H125ZM159 210H160V208H159ZM175 210H177V208H176ZM175 210H173L172 212L174 213ZM188 210H189V209H188ZM203 210H204V209H203ZM203 210H201V211H203ZM229 210H227V211L225 210V211H226L225 213L227 214V216H229V215H228V214L230 213V212H228ZM244 210H245V209H244ZM244 210H243V211H244ZM257 210H258V209H257ZM257 210H256V211H257ZM27 211H28V210H27ZM58 211H59V210H58ZM89 211H88V212H89ZM93 211H91V212H93ZM150 211H151V210H150ZM154 211H155V210H154ZM156 211H157V210H156ZM156 211H155V212H156ZM179 211H180V210H179ZM182 211H183V210H182ZM198 211H199V210H198ZM205 211H206V210H205ZM234 211H235V212H233L232 214L234 215L233 217H234L235 220H234L232 217H231V218H232L235 222L232 223V222L230 221L231 219H230L229 217H228V221H230L232 224H234V225H235V228L238 229L237 227H240V224H242V223H240V222H242V221H241L242 217H245V216H244L245 213H243V212H240V213H239L240 210L237 211V210H235V209H234ZM249 211H250V210H249ZM20 212H22V211H20ZM45 212H46V211H45ZM45 212H44V213H45ZM49 212H51V211H48V212H46L45 214L48 216L49 214H47V213H49ZM52 212H53V211H52ZM52 212H51V213H52ZM81 212H82V211H81ZM84 212H85V213H84ZM91 212H90V214H94V213H96V216H92V217H94L95 219H96L97 216H99V218L97 217L98 219H96V221L94 222L95 225H96V222L99 221V219L101 218V215L99 214V212H94V213H91ZM116 212L119 213V214L116 213V215H117V216L121 215V216H119V218L121 217L120 219H122V216L124 215V213H122V211L119 212V210L116 211ZM184 212L186 213L187 211H185V209H184ZM203 212H204V211H203ZM211 212H212V213H211ZM217 212H218V213H217ZM231 212H232V211H231ZM236 212H237L238 214H236ZM10 213H11V212H10ZM17 213H18V212H17ZM28 213H30V212H28ZM32 213H33V212H32ZM37 213H38V212H37ZM42 213H43V212H42ZM79 213H80V210H79ZM120 213H122V214H120ZM129 213H130V212H129ZM148 213H149V211H148ZM148 213H147V214H148ZM150 213L153 214L154 212H150ZM150 213L148 214L149 216H150ZM160 213H161V210H160ZM242 213H243L244 215H243ZM249 213H250V212H249ZM259 213H260V209H259ZM261 213H262V211H261ZM26 214H27V213H26ZM82 214H84V216H86V215H87V212L83 210V213H82ZM82 214H80V215H82ZM85 214H86V215H85ZM90 214L88 213V215H90ZM97 214H98V215H97ZM105 214H106V213H105ZM168 214L170 215V213H168ZM176 214H178V213H176ZM192 214H193V212H192ZM192 214L189 213L190 217H191ZM194 214L196 215V212H195ZM194 214H193L192 216H194ZM199 214H200V213H199ZM199 214L196 215V216H197L196 218H200V219H197V220H198L197 222H198V223L201 222V221L203 220V219L201 220V218H204L205 223H206V220L209 218V216H207V218H206V214H207V213L204 212V213L202 214V212H201V214H202L203 216H202V215L199 216ZM216 214H217V215H216ZM235 214H236V216H235ZM10 215H11V214H10ZM30 215H32V214L30 213ZM107 215H109V213H108ZM107 215H106V218H107ZM159 215H160V214H159ZM182 215H183V214H180V215H178V216H179V217H180V216L182 217ZM207 215H208V214H207ZM213 215H212V218H213ZM223 215H224V214H223ZM238 215H239V216H238ZM246 215H247V214H246ZM251 215H252V214H251ZM18 216H19V215H18ZM21 216H22V215H21ZM44 216H45V215H44ZM49 216H50V215H49ZM128 216H129V214H128ZM178 216H176V217L179 218ZM186 216H187V214H186ZM204 216H205V217H204ZM227 216H225V217H227ZM252 216H255V215H252ZM252 216H251V217H252ZM262 216H263V215H262ZM16 217H17V216H16ZM29 217H30V216H29ZM32 217H33V216H32ZM89 217H91V216H89ZM102 217H103V216H102ZM104 217H105V216H104ZM159 217H160V216H159ZM220 217H221V216H220ZM223 217H224V216H223ZM223 217H222V219H223ZM237 217H239V220H240V221H238V218H237ZM240 217H241V218H240ZM17 218H18V217H17ZM19 218H20V217H19ZM21 218H22V217H21ZM113 218H114V216H112V218H111L110 216L108 217V219H109V221H110L108 224H110V225L114 224L113 226H115V227L112 226L113 228H110V229H112V230L116 228V225H115V222H114V221H113L112 224H111V220H112ZM130 218H131V217H130ZM136 218H137V217H136ZM191 218H192V217H191ZM210 218H211V217H210ZM210 218H209V220H212V218H211V219H210ZM214 218H215V217H214ZM246 218H247V217H246ZM262 218H264V217H262ZM15 219H16V218H15ZM95 219H94V220H95ZM108 219H105V218L102 219V218H101V220H103V221L108 220ZM110 219H111V220H110ZM115 219H116V217H115ZM146 219H152V218H151V217H150V218L146 217ZM222 219L219 220V223L221 224L220 226H222V225L224 224V222L222 223V221H223ZM229 219H230V220H229ZM16 220H18V219H16ZM31 220H32V219H31ZM46 220H47V219H46ZM63 220L65 221L66 219L64 218ZM94 220H90L89 222H91V223H89V224H94V223H93ZM101 220H100V222H103V221H101ZM133 220H134V219H133ZM154 220H155V219H154ZM157 220H158V219H157ZM157 220L154 221V222H157ZM188 220H190V219L188 218ZM209 220H208V221H209ZM261 220H262V219H261ZM13 221H14V220H13ZM20 221H21V220H20ZM25 221H26V220H25ZM36 221H37V220H36ZM43 221H44V220H43ZM77 221H78V220H77ZM79 221H80V220H79ZM81 221H82V220H81ZM81 221H80L79 223L77 222L78 226H80V225H84V223H86V221H84V222L82 221V222H83V224H82ZM208 221H207V222H208ZM220 221H221V222H220ZM225 221H226V220H225ZM228 221H226V222H228ZM244 221H245V220H244ZM244 221H243V222H244ZM37 222H38V221H37ZM65 222H66V221H65ZM73 222H74V221H73ZM87 222H88V221H87ZM100 222H98L100 226L98 225V223H97V226L102 227L101 225H102V224H103V225L106 224L108 221H105L106 223L104 222V223H102V224H101ZM149 222H150V221H149ZM151 222H152V221H151ZM202 222H203L202 225L205 224L204 221H202ZM12 223H13V222H12ZM12 223H11V224H12ZM18 223H19V222H18ZM21 223H22V222H21ZM235 223H236V224H235ZM238 223H239V224H238ZM19 224H20V223H19ZM23 224H25V223H23ZM27 224H28V223H27ZM37 224H38V223H37ZM72 224H73V223H72ZM75 224H76V223H75ZM79 224H80V225H79ZM125 224H126V223H125ZM154 224H155V223H154ZM154 224L152 223V226H153ZM237 224H238V225H237ZM13 225H14V224H13ZM13 225H12V226H13ZM15 225H16V224H15ZM66 225H69V222H68V224L66 223ZM66 225H65V226H66ZM148 225H149V224H148ZM148 225H145V227L147 226V230H149V229H148ZM236 225H237V226H236ZM245 225H246V224H245ZM247 225H249V224H247ZM33 226H34V225H33ZM35 226H36V225H35ZM35 226H34V228H36ZM70 226L72 227L71 222H70ZM73 226H74V225H73ZM78 226H77V229H78ZM85 226H87V223H86L84 226H80V227H79V228L82 227V228H81L82 231H79V229H78V232H77V233H80V232H81V233H80L81 235H80V234H78V235H80V236H82V237H83V235H85V234H83V233L86 232V235H85L86 237L84 236V240H86L87 237L89 236L88 239H87L88 241L86 240V242H88V243H84L85 241L82 240V241H83V244H84V249L86 248L87 251H92V252H94V253L97 252L98 250L101 251V249L103 248V246H102V245H103V242L105 243V241H107V240L104 241V239H107V238H108V237L106 236V233H109V231H108V232H105V236H104V237H106V238H104V239L102 240V241H103L102 243H101V239H102L101 236H102V235H100V236H99V235H92V236H94V237H95V236H98L99 239H98L97 241H100L99 244H101V245H99V247H96V248H95V249H96V251H95V250H92V249H91V248H92L91 246H89V244H91V243H89V242H90L91 240H94V239H91V238H90V234H91V233L88 234L87 232H89V231L92 232V230H93V231H94V230L97 231V229H95L96 226H95L94 228L91 227V225H88V226H90V227L87 226V228H86ZM172 226H173V225H172ZM220 226H219V227H220ZM14 227H15V226H14ZM67 227H68V226H67ZM71 227H70V228H71ZM74 227H76V225H75ZM74 227H72V228H74ZM84 227L86 228V230L89 229V231L84 230V229H85ZM117 227H118V223H117ZM123 227H124V225L122 226V229H124ZM142 227H143V226H142ZM170 227H171V225H170ZM202 227H203V226H202ZM215 227H216V226H215ZM215 227H214V228H215ZM222 227H223V229H224V227H226V226L224 225V226H222ZM222 227H221V228H222ZM251 227H252V226H251ZM28 228H29V227H28ZM64 228H65V227H64ZM64 228H62V229H64ZM83 228H84V229H83ZM90 228H92V230H91ZM102 228H103V227H102ZM102 228H101V229H102ZM105 228H106V226L104 227V229H105ZM173 228L175 229V227H173ZM226 228H227V227H226ZM226 228H225L223 231L228 232V231L231 230L230 232H228V234H229V233H233V232H235V230H233L232 228H231V229L228 228L229 230H226ZM37 229H39L41 232H42L44 229H45V230L47 229L46 231H48V232L53 231V230H50V231H49L48 228H42L43 230H42L41 228H37ZM56 229H57V228H56ZM58 229H59V228H58ZM60 229H61V228H60ZM60 229H59V231H60ZM74 229H75V228H74ZM74 229H73V232L75 231ZM122 229L119 227V230L122 231ZM152 229H153V228H152ZM177 229H178V231H180V228H178V227L176 226V230H177ZM12 230H13V229H12ZM12 230H11V231H12ZM25 230H26V229L24 228V231H25ZM30 230H32V228H31ZM39 230H38V235H37V236H39V233H40ZM83 230H84V232H83ZM102 230H103V229H102ZM102 230H101V232H102ZM107 230H108V229H107ZM115 230L118 231L117 228H116ZM115 230H114V231H115ZM131 230H132V227H131ZM136 230H137V229H136ZM176 230H175V232H173V235H172L173 237H174V235L177 234V231H176ZM181 230H182V229H181ZM190 230H191V229H190ZM215 230H216V229H215ZM215 230L212 231V232H210V235H209V236H210V237H209L210 240H212V238H211V237H212V236H211V233L215 232L214 234H217V233H216L217 230H216V231H215ZM232 230H233V231H232ZM34 231L37 232V230H35V229H34ZM55 231H56V230H54L53 233H55ZM64 231H65V230H64ZM71 231H72V229H71ZM76 231H77V230H76ZM76 231H75V232H76ZM99 231H100V230H98V232H99ZM103 231H104V230H103ZM192 231H194V230L192 229ZM192 231H191V232H192ZM200 231H201V230H200ZM200 231H196V230H195L194 232H196V234H197V233L200 232ZM206 231L209 232V230H206ZM206 231H205V232H206ZM220 231H221V230H220ZM252 231H253V230H252ZM14 232H15V231H14ZM25 232H26V231H25ZM31 232H32V231H31ZM65 232L68 233V234L70 233V232H67V231H65ZM73 232H72V234L74 235ZM101 232H100V233H101ZM119 232H120V231H119ZM119 232H118V233H119ZM123 232H125V231L123 230ZM123 232H121V233H123ZM139 232H140V231H139ZM149 232H150V230H149ZM182 232H184V231H182ZM194 232L192 233L193 235H191V236H193V239L195 238V239H194L195 241H196V237H197V239H199V242L202 241V242L200 243V247H204V250H205L206 252L209 251V250H211V248H210V249H207V248H209V247H206V249H205V245H204V244H206V243L204 242V240H205V239H204V235H202V234H203V233H202L203 230H202L200 233H198V235H194V234H195ZM226 232H225V233H226ZM238 232H239V231H238ZM244 232H245V231H244ZM19 233H20V232H19ZM77 233H75V236H74V237L77 236V235H76ZM93 233H94V232H93ZM100 233H96V234H100ZM118 233H115V234H118ZM174 233H176V234H174ZM225 233H223V232L220 233V232H219L218 235H219V237H220V235L223 236ZM36 234H37V233H36ZM40 234H41V233H40ZM44 234H45V231H44ZM44 234H43V235H44ZM47 234H48V233H47ZM47 234H45L46 236H44V238L42 237V239L40 238V236L37 237L38 239H40V241L42 240V244H43V241H44L43 239H46L47 236H49V235H47ZM68 234H67L65 237H67V236L69 237ZM72 234H71V236H72ZM87 234H88V235H87ZM94 234H95V233H94ZM115 234H114V235H115ZM125 234H126V233H125ZM141 234H142V233H141ZM179 234H180V233H179ZM188 234H189V233H188ZM199 234L202 235L203 237L200 236ZM208 234H209V233H208ZM208 234H206L207 237H208ZM56 235H57V234H56ZM61 235H62V234H61ZM103 235H104V234H103ZM112 235H113V234H112ZM112 235H111L110 238H112ZM114 235H113V237H114ZM121 235H122V234H121ZM158 235H159V234H158ZM160 235H162V234H160ZM163 235H164V234H163ZM186 235H187V234H186ZM233 235H235V234H233ZM256 235H257V234H256ZM256 235H255V237H256ZM12 236H13V235H12ZM22 236H23V235H22ZM50 236H51V233H50ZM53 236H54V235H53ZM63 236H64V235H63ZM71 236H70V237H71ZM108 236H109V235H108ZM140 236H141V235H140ZM187 236H188V235H187ZM189 236H190V234H189ZM195 236H196V237H195ZM224 236H225V235H224ZM231 236H232V234H231ZM258 236H259V233H258ZM258 236H257V237H258ZM56 237H57V236H56ZM72 237H73V236H72ZM77 237H78V236H77ZM82 237H81V238H82ZM100 237H101V239H100ZM199 237H200V238H199ZM226 237H227V236H226ZM228 237H229V236H228ZM228 237H227V238H228ZM244 237H245V236H244ZM257 237H256V238H257ZM33 238H34V237H33ZM59 238H61V237H59ZM78 238H79V237H78ZM89 238H90V241H89ZM96 238H97V237H95V239H96ZM110 238H109V239H110ZM150 238H152V237L150 236ZM164 238L166 239V235L164 236ZM168 238H169V237H168ZM175 238H176V236H175ZM175 238H174V239H175ZM180 238H183V237L180 236ZM184 238H185V237H184ZM184 238H183V239H184ZM186 238L189 239V241H190V239H191L192 237H191V238H190V237H189V238L186 237ZM186 238H185L184 240H186ZM202 238H203L204 240H202ZM215 238H217V237H215ZM223 238H224V237L220 238V239H222L221 242H223ZM227 238H226V239H227ZM230 238H231V237H229V239H230ZM236 238H239V237L237 236ZM236 238H235V239H236ZM12 239H13V237H12ZM15 239H16V238H15ZM47 239H48V238H47ZM51 239H52V237H51ZM68 239H69V238H68ZM70 239H71V238H70ZM70 239H69V241H71ZM79 239H80V238H79ZM109 239H108V240H109ZM169 239H170V238H169ZM169 239H168V242H169ZM176 239H177V238H176ZM183 239H181V240L184 241ZM207 239H208V238H207ZM207 239H206V240H207ZM248 239H249V237H248ZM258 239H260V238H258ZM258 239H257V240H258ZM262 239H263V241H262L261 243H264V238L262 237ZM19 240H20V239H19ZM49 240H50V239H49ZM75 240H76V239L72 240V242L75 241ZM119 240H120V239H119ZM139 240H140V238H139ZM163 240H164V239H163ZM200 240H201V241H200ZM210 240H209V241H210ZM213 240H214V239H213ZM213 240L211 241L212 243H214ZM260 240H261V239H260ZM23 241H24V242H25V241L28 242L27 239H24ZM30 241H31V240H30ZM30 241H29L28 243H30ZM40 241H39V242H40ZM46 241H47V240H46ZM52 241H53V239H52ZM52 241H51V242H52ZM97 241H96V242H97ZM149 241H151V240H149ZM165 241H166V240H165ZM170 241H172V240L170 239ZM191 241H192V240H191ZM237 241L239 242V240H237ZM237 241H236V242H237ZM241 241H242V239H241ZM241 241H240V242H241ZM251 241H252V240H251ZM24 242H23V243H24ZM75 242H76V241H75ZM75 242H74V243H75ZM118 242H119V241H118ZM122 242H123V241H122ZM142 242H143V241H142ZM142 242H141L139 245H141ZM185 242H186V241H185ZM225 242H226V241H225ZM225 242H223V243H225ZM227 242H228V240H227ZM238 242H237V243H238ZM247 242H248V241H247ZM249 242H250V241H249ZM255 242H256V241H255ZM28 243H27V244H28ZM52 243H53V242H52ZM61 243H63V242H61ZM132 243H133V242H132ZM145 243H147V241H146ZM153 243H154V241H153ZM155 243H157V242H155ZM161 243L164 244V242L162 241V242H160V243L158 244V247H157V246H156V247H157V248H160L161 245H162ZM172 243L175 244V243H178V241L176 240V242H175V241L173 240ZM187 243H188V242H187ZM212 243H210V244H212ZM245 243H246V242H244V244H245ZM250 243L252 244V242H250ZM261 243H260V244H261ZM36 244H37V242H36ZM40 244H41V243H40ZM42 244H41V245H42ZM44 244H45V241H44ZM72 244H73V243H72ZM72 244H70V245H72ZM83 244H82V247H83ZM85 244L87 245V247H86ZM112 244H114V246H119V245H120V242L118 243L119 245H118L117 243H112ZM165 244H167V243L165 242ZM174 244H173V245H174ZM179 244H180V242H179ZM188 244L191 245V242H189ZM201 244H202L203 246H201ZM23 245H24V244H23ZM30 245H31V244H30ZM32 245H33V244H32ZM63 245L65 246L64 243H63ZM63 245H62V248L64 247ZM67 245H69V244L67 243ZM91 245H92V244H91ZM133 245H134V244H132V246H133ZM143 245L146 246L145 244H143ZM143 245H141V246H143ZM181 245H182V243L180 244V247H181V248L184 247V248L186 249V246H184V245L181 246ZM185 245H186V244H185ZM215 245H216V242H215ZM248 245H250V244H248ZM248 245H246V246L248 247V249H250V247H249ZM37 246H38V245H37ZM39 246H40V245H39ZM52 246H53V244H52ZM52 246H51V244H50V248L48 247V249L51 250ZM100 246H102L101 249H100ZM141 246H140V247H141ZM165 246H166V245H165ZM168 246H169V244H168ZM168 246H166V247L169 249ZM193 246H194V245H193ZM198 246H199V245H198ZM211 246H212V245H211ZM233 246H234V245H233ZM233 246H231V248H230L232 251H233V249H234V248L232 249ZM262 246H263V245H262ZM13 247H14V246H13ZM35 247H36V246H35ZM43 247H44V245H43ZM88 247H89V248H88ZM104 247H105V244H104ZM112 247H113V245H112ZM133 247H134V246H133ZM162 247H163V246H162ZM260 247H261V246H260ZM20 248H22V246H21ZM75 248H76V246H75ZM116 248H117V247H116ZM142 248H144V247H142ZM149 248H150V247H149ZM175 248H177V247L174 246V248H170V249L173 250L172 252H174V251H175V250H174ZM189 248H191V247L189 246ZM189 248H188V249H189ZM213 248H214V247H213ZM235 248H236V247H235ZM244 248H246V247L244 246ZM64 249H66V248H64ZM86 249H85V250H86ZM90 249H91V250H90ZM97 249H98V250H97ZM117 249H118V248H117ZM132 249H133V248H132ZM134 249H137V248L134 247ZM134 249H133V251L135 252ZM146 249H147V248L145 247V250H144V249H141V250H142V251L144 250V252H145ZM162 249H163V248H162ZM193 249H196V248H193ZM221 249H224V248H221ZM248 249H247V250H248ZM256 249H257V248H256ZM15 250H16V249H15V247H14V252H15ZM42 250H43V249H42ZM53 250H54V249H53ZM80 250H83V249L81 248ZM176 250H177V249H176ZM182 250H183V249H182ZM196 250H197V249H196ZM196 250H194L195 253H196ZM214 250H216V252H218V251L220 252V251H221V250H217V249H214ZM234 250H235V249H234ZM238 250H240L239 247H238ZM243 250H245V249H243ZM11 251H12V250H11ZM19 251H20V249H19ZM47 251H48V250H47ZM63 251H64V250H63ZM65 251H66V250H65ZM67 251H68V250H67ZM73 251H74V250H73ZM83 251H84V250H83ZM118 251H119V249H118ZM157 251H158V250H157ZM160 251H161V250H160ZM160 251H158V252L161 253ZM188 251H189V250H188ZM211 251H212V250H211ZM232 251H231V252H232ZM240 251H241V250H240ZM240 251H238V253H236V252H237V250H236L235 253H236L237 255H239V254H240V255H243L244 253L241 254ZM253 251H255V250L253 249ZM43 252H44V251H43ZM70 252H71V251H70ZM84 252H86V251H84ZM92 252H91V253H92ZM105 252H106V251H105ZM105 252H104V253H105ZM127 252H128V251H127ZM146 252H147L146 254L149 253L148 250H147ZM191 252H192V249H191ZM191 252H190V253H191ZM198 252H199V250H198ZM201 252H202V251H201ZM219 252H218V253H219ZM221 252H222V251H221ZM221 252H220V253H221ZM233 252H234V251H233ZM243 252H244V251H243ZM245 252H246V251H245ZM79 253H81V252H79ZM88 253L90 254V252H87V254H88ZM100 253H101V252H100ZM106 253H107V252H106ZM109 253H110V252H109ZM109 253H108V254H109ZM111 253H112V252H111ZM113 253H114V249H113ZM118 253H119V252H118ZM129 253L132 254L131 252H129ZM129 253H127V254H129ZM159 253H158V254H159ZM168 253H170V251H168ZM183 253H184V252H183ZM183 253H182V254H183ZM195 253H193V254L195 255ZM203 253H204V252H203ZM209 253H212V252L209 251ZM214 253H215V252H214ZM220 253H219V254H220ZM14 254H15V253H14ZM29 254L31 255V253H29ZM62 254H63L64 256H66V255H65L66 253L63 252ZM89 254H88V255H89ZM98 254H99V251H98ZM124 254H125V253H124ZM143 254H144V253H143ZM146 254H145V255H146ZM153 254H154V253H153ZM173 254H174V253H173ZM184 254H185V253H184ZM198 254H199V253H197V255H198ZM216 254H217V253H216ZM236 254H235V255H236ZM0 255H1V253H0ZM15 255H16V254H15ZM15 255H14V257H15ZM34 255H35V254H34ZM46 255H47V254H46ZM50 255H51V253L49 254V256H50ZM88 255H87V256H88ZM95 255H97V253H96ZM125 255H126V254H125ZM141 255H142V254H141ZM186 255H187V254H186ZM188 255H189V254H188ZM212 255H213V254H212ZM231 255H233V256H232L233 258L235 257V256H234V253L231 254ZM250 255H251V254H250ZM47 256H48V255H47ZM84 256H85V255H84ZM87 256H86V257H87ZM89 256H90L89 258H90L91 261H92V258H93V257H91V255H89ZM92 256H94V255L92 254ZM114 256H115V254L113 255V259H114ZM123 256H124V255H123ZM127 256H128V255H127ZM135 256H136V257H135ZM135 256H133V257H135V259L138 260V258H137V253H136V252H135ZM149 256H150V255H149ZM152 256H153V255H152ZM152 256H150V257L152 258ZM173 256H175V255H173ZM176 256H177V255H176ZM189 256H190V255H189ZM195 256H196V255H195ZM199 256H203V254H202V255H198V258H200ZM213 256H215V255H213ZM220 256L222 257V254H220ZM251 256H252V255H251ZM44 257H45V256H44ZM50 257H51V256H50ZM68 257H69V256H68ZM73 257L75 258V257H77V256H73ZM177 257H178V256H177ZM177 257H176V258H177ZM186 257H187V256H186ZM216 257H217V256H216ZM216 257H215V258H216ZM223 257H224V255H223ZM237 257H238V256H237ZM247 257H249V254L247 255ZM45 258H47V257H45ZM65 258H66V257H65ZM69 258H70V257H69ZM81 258H82V257H81ZM108 258H110V257H108ZM130 258H131V257H130ZM143 258H144V257H143V255H142V259H143ZM173 258H174V257H173ZM181 258H182V257H181ZM190 258H191V257H190ZM192 258H193V257H192ZM205 258H206V257H205ZM207 258H208V260H209V259L211 260L210 257H207ZM245 258H246V256H245ZM245 258H244V259H245ZM27 259H28V258H27ZM29 259H30V258H29ZM29 259H28V260H29ZM47 259H48V258H47ZM49 259H50V258H49ZM51 259H53V258H51ZM70 259H71V258H70ZM76 259L78 260L79 258H76ZM76 259H75V261H76ZM128 259H129V258H128ZM182 259H183V258H182ZM217 259H218V261L220 260V264H221L222 262H224V261L221 262V259H222V258H221V259L217 258ZM224 259H226V258H224ZM230 259H231V258H230ZM237 259H238V260H237ZM237 259H236V260H237V263H238V261L241 262V260H242V259L240 260L239 258H237ZM244 259H243V260H244ZM247 259H248V258H247ZM6 260H7V259H6ZM40 260H41V259H40ZM85 260H86V259H85ZM110 260H111V258H110ZM153 260H154V259H153ZM153 260H152V261H153ZM168 260H169V258H168ZM233 260H234V259H232L231 261H233ZM251 260H252V259H251ZM7 261H8V260H7ZM14 261H15V258H14ZM142 261H143V260H142ZM142 261H141V262H142ZM145 261H146V260H145ZM188 261H189V260H188ZM188 261H186V263H187ZM203 261H204V259H203ZM212 261H213V260H212ZM41 262H42V261H41ZM44 262H45V261H44ZM56 262H57V261H56ZM62 262H63V261H62ZM67 262H68V261L66 260V261L63 262V263L68 264ZM76 262H77V264H79V263H78L79 261H76ZM80 262H81V261H80ZM120 262H121V261H120ZM133 262H134V261H133ZM170 262H171V261H170ZM190 262H191V261H190ZM204 262H206V260H205ZM235 262H236V261H235ZM235 262H234V263H235ZM11 263H12V262H11ZM59 263H60V262H59ZM59 263H56V264H59ZM83 263H84V262H83ZM96 263H97V262H96ZM134 263H135V262H134ZM166 263H167V261H166ZM166 263H165V264H166ZM192 263H193V262H192ZM211 263L213 264V263H216V262L213 261V262H211ZM228 263H229V262H228ZM241 263H243V262H241ZM7 264H8V263H7ZM47 264H48V262H47ZM116 264H117V263H116ZM121 264H124V262H123V263L121 262ZM135 264H136V263H135ZM143 264H144V262H143ZM169 264H171V263H169ZM175 264H177V263H175ZM178 264H180V263H178ZM187 264H188V263H187ZM190 264H191V263H190ZM193 264H194V263H193ZM195 264H196V263H195ZM208 264H209V263H208ZM252 264H254V261H253Z\"/></svg>",
    "mask_w": 264,
    "mask_h": 264
},
{
    "label": "crops",
    "instance_id": "obj_3",
    "mask_svg": "<svg viewBox=\"0 0 264 264\" xmlns=\"http://www.w3.org/2000/svg\"><path fill=\"white\" fill-rule=\"evenodd\" d=\"M134 1L135 0H127V5H125L129 8V10L131 7L141 8L142 10L140 12H134L131 9L130 11L132 13L128 12L126 14L129 25H127L128 29L126 28L124 30L128 32V38L123 40L122 44L120 43L121 40L117 39V43L115 44L116 46H138L136 41H140L142 43L144 42L143 45L148 47L163 46L164 42L170 40L172 37L179 39L181 34L198 31L203 28L208 29L210 32H217L219 35L221 33H229L234 37L237 35H239V37H246L248 24L247 19L240 17L237 11L230 8L229 0H158L159 2L157 0ZM240 1L244 4V0ZM117 6H121V0H113L112 7L114 8ZM117 15L119 17V13H117ZM131 16H133L134 19ZM118 24V20L115 21L112 18L111 25L106 28V32L110 30L109 33L113 36L114 34H119L122 29H120ZM133 38L135 39L133 40ZM86 46H90V44H87Z\"/></svg>",
    "mask_w": 264,
    "mask_h": 264
},
{
    "label": "clouds",
    "instance_id": "obj_4",
    "mask_svg": "<svg viewBox=\"0 0 264 264\" xmlns=\"http://www.w3.org/2000/svg\"><path fill=\"white\" fill-rule=\"evenodd\" d=\"M264 34V25L258 28ZM247 37H234L221 33L214 45L213 59L225 74L237 73L247 60Z\"/></svg>",
    "mask_w": 264,
    "mask_h": 264
}]
</instances>
